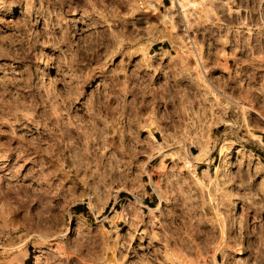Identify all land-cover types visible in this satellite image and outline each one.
I'll return each instance as SVG.
<instances>
[{"label": "rangeland", "instance_id": "rangeland-1", "mask_svg": "<svg viewBox=\"0 0 264 264\" xmlns=\"http://www.w3.org/2000/svg\"><path fill=\"white\" fill-rule=\"evenodd\" d=\"M172 1L0 0V264H264V119L193 53L264 115V0Z\"/></svg>", "mask_w": 264, "mask_h": 264}, {"label": "bare ground", "instance_id": "bare-ground-1", "mask_svg": "<svg viewBox=\"0 0 264 264\" xmlns=\"http://www.w3.org/2000/svg\"><path fill=\"white\" fill-rule=\"evenodd\" d=\"M151 2V1H150ZM159 2H160V0H159ZM173 2V4H172V6L170 7V9L171 10H173V8L176 6V4H178V5H180L182 8H183V11H185L186 10V7L187 6H197L199 3L197 2V1H194V0H173L172 1ZM155 5H157L156 3H155ZM158 7L156 6V9H157ZM169 9V10H170ZM237 11H239V10H237ZM258 12V11H257ZM170 13V12H169ZM185 13V12H184ZM173 17V14L171 13V15H169V16H166L165 18H166V20H170L171 18ZM188 16H186V15H184V18L186 19ZM184 19V20H185ZM187 20H188V18H187ZM257 26V28L256 29H258L259 31L258 32H256L255 33V35H256V40H257V42L259 41V40H261V39H263L264 38V32H262V25H256ZM253 34V33H252ZM193 41V39L192 38H190V41ZM261 42V41H260ZM194 45H195V43H194ZM193 45V47H195ZM181 49H182V51H184V48H182V47H180ZM193 53H194V55H195V58H196V60H197V66H198V68H199V81H200V84L201 85H203L204 87H206V85H209L214 91H215V93L216 94H214V95H217L218 93H219V95H221V96H224V97H226L229 101H231L232 103H233V105H239V106H241V107H243V109H244V107L247 109V111H243V113H244V118L243 119H246V117L248 116V113H249V111L251 112V111H253V112H255L256 114H258V115H260L263 119H264V115L260 112V111H257V110H254V109H252V108H250V107H247V106H243V105H241L240 104V102H238L237 100H235V99H232V98H230V97H228V96H226L225 94H222V93H220L219 92V90H217L214 86H212L209 82H208V80H207V77H206V71H205V69H204V65H203V60H202V57L200 56V54H199V52H198V50L197 49H194L193 50ZM159 55H161V52H155V53H153V54H150V57H151V59H153V58H156L157 56H159ZM221 105H222V108H223V112H222V114L221 115H219L217 118H222V119H225L226 118V113H227V111H228V109H229V107L230 106H228V104L227 103H225V102H223V101H221ZM245 110V109H244ZM248 112V113H247ZM250 114V113H249ZM249 117V116H248ZM216 118V117H215ZM249 119V118H248ZM214 121V120H213ZM226 121L228 122V123H232L230 120H227L226 119ZM247 122V121H246ZM249 122V121H248ZM148 130H150L149 128H148ZM74 132V131H73ZM75 134H78L79 136L78 137H80V138H82L81 140H84L85 139V142H83V143H91L90 141H89V138L91 137L90 135H85L84 137L83 136H81L80 135V133H76L75 132ZM151 134V133H150ZM163 134V133H162ZM151 136H152V134H151ZM163 138H164V141H159V140H157V139H155L153 136V138L156 140V141H152L153 143H159V146L161 145V146H163L164 145V143H166L167 141H168V137H167V135H166V133H164L163 135ZM79 139V138H78ZM153 139V140H154ZM92 141H94V139H92ZM95 142V141H94ZM97 142H99L98 140H97ZM108 143V140L106 141H104V143ZM151 142V143H152ZM263 142V141H262ZM264 143V142H263ZM237 144V143H236ZM240 144V143H239ZM160 146V147H161ZM87 153H86V152ZM84 152H82L83 154L84 153H86V154H84L85 155V157H84V160H86V159H88V160H86L85 162H86V164H87V161L89 162V163H91V162H94L95 161V159L94 158H96V157H93L94 156V154H93V150L91 151V147L90 146H88V147H86V150H85ZM89 151V152H88ZM246 148L245 147H243V146H241V145H233V146H230V147H225V146H222V155H223V158H225V159H231L232 157H233V155H235V153H238V154H240V155H244V154H246ZM208 153V150L206 149V148H204L202 151H200L199 153H197V154H194L193 156H194V161H195V163L196 162H201V161H203L205 158H204V156H206V154ZM78 156H79V154H78ZM80 156H82V155H80ZM96 156V155H95ZM83 158V157H82ZM92 158V160L91 161H89V159H91ZM255 159V158H254ZM81 160V159H80ZM80 160H78V163H80L81 161ZM83 161V160H82ZM256 166H257V168L258 167H260L262 164H261V162L259 161V159L258 158H256ZM84 162V163H85ZM76 163H77V161H76ZM189 163H191V162H189ZM83 164V163H82ZM255 164V163H254ZM81 165V164H80ZM87 165H89V164H87ZM190 166H193L192 164H190ZM195 166V165H194ZM77 167H78V169H79V167L80 166H78L77 165ZM194 170V169H193ZM198 179V181H201V179L200 178H197ZM156 190H157V192H158V194H159V196H160V203H159V206L158 207H156V208H151L150 210H151V212L154 214V211L156 210V209H159L161 206H162V204H163V202H164V195H163V193H162V190L160 189V187H159V185H157L156 186ZM233 199V198H232ZM90 206H91V208H92V210L94 211V212H98V209L95 207V205L93 204V202H91L90 203ZM238 211H239V209H238V205H237V202H235V205H234V210H233V212H232V214L233 215H236L237 213H238ZM223 264H225V263H223Z\"/></svg>", "mask_w": 264, "mask_h": 264}, {"label": "crops", "instance_id": "crops-1", "mask_svg": "<svg viewBox=\"0 0 264 264\" xmlns=\"http://www.w3.org/2000/svg\"><path fill=\"white\" fill-rule=\"evenodd\" d=\"M236 10V9H235ZM236 14V13H235ZM228 112V111H227ZM227 117V116H226ZM224 121H226V118L225 119H223ZM227 122V121H226ZM211 162H213V160L212 159H210V161H208V159H204L203 161H201V162H197V163H199V164H205V165H209V164H211ZM209 167V169H204L206 172H208L209 173V171H211V165L210 166H208ZM147 202H150V203H152V201L151 200H149V201H147ZM147 207H149L150 209L151 208H156V207H151L150 205H146ZM158 206H159V204H158ZM157 206V207H158ZM77 209H76V211H77V213H84V211H85V206H83V205H79V206H77L76 207ZM157 210V209H156Z\"/></svg>", "mask_w": 264, "mask_h": 264}, {"label": "trees", "instance_id": "trees-1", "mask_svg": "<svg viewBox=\"0 0 264 264\" xmlns=\"http://www.w3.org/2000/svg\"><path fill=\"white\" fill-rule=\"evenodd\" d=\"M124 196H126V195H124Z\"/></svg>", "mask_w": 264, "mask_h": 264}]
</instances>
